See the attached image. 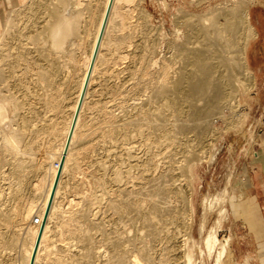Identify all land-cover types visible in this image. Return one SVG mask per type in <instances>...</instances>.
I'll list each match as a JSON object with an SVG mask.
<instances>
[{
    "label": "bare ground",
    "instance_id": "bare-ground-1",
    "mask_svg": "<svg viewBox=\"0 0 264 264\" xmlns=\"http://www.w3.org/2000/svg\"><path fill=\"white\" fill-rule=\"evenodd\" d=\"M40 1H37L39 2L38 8L44 6H41ZM53 1V3H48V8L44 7L48 10V13H36L39 10L37 11L36 7L33 8V6H37L34 5L33 1H30L33 6L28 2H23L18 8L8 13L2 25L4 30L1 29L3 34H0V58L2 61L4 56L12 58L11 63L7 66V71L0 67L1 84L6 82V88L8 78L13 76L16 79L14 84L18 85V89L21 88L24 94L15 95L9 91L12 94H1L0 96V149L4 152V156H0V162L5 160L6 154L14 158V161L11 162V168L9 167L10 172L6 174L4 170H0V178L2 180H14L19 185L24 183L28 171L23 166L25 164L22 163L24 160L22 158L23 161L20 160L18 154L23 158H30L32 162H34L35 156H38V159H36L38 160L36 164L38 173H35L38 178L33 183L32 199L21 210L14 212L16 219L7 240L4 239L3 235L8 231L6 228H9V225L11 226L9 220L11 217H6L3 219L4 222L2 220L3 223H0V251L5 248H12L16 242L18 243L21 233L24 241L19 257L22 258L24 264H45L52 256L53 260L51 261L56 264H79V260L68 256L72 245L69 244V240L65 241L67 238H76L78 223H81L79 218L74 217L76 214L72 216V207L77 204L78 197L91 205L99 202L100 198H104L105 206L116 216V226L114 230L108 232L103 227H99L100 238L98 242L103 243V245L95 244L96 241L92 243L93 236L91 238L88 232L89 227L86 226V233L78 236L79 241L87 243V254L83 251L85 255L90 254L89 251L92 248L97 251L96 248L101 247L99 250L102 252L101 255H108V260L102 264H162V262L163 264H172L171 261L162 259L160 253L162 248H159V250L155 248L157 244L152 241L159 240V244H162L161 241H164L162 239L176 237L182 231L181 227L186 225L189 215L190 218L193 216L194 208L189 196L186 195L185 182L177 180H179V176H181L184 169H191L193 164L191 161L193 162V160L203 156L206 150L205 146L208 147L207 145L210 144L211 135L207 131L209 117L211 114L214 115L213 112L216 109L221 110L219 106L222 107L221 103L226 100L227 96L229 97L227 93L229 94L234 88L244 92L246 88L254 86V76L247 65L246 48L248 40L255 37L256 31L250 21L248 11L243 8L245 0H234L231 5L228 3L229 7L223 5V8H227L222 10L221 7H219L220 10L216 8L221 13L215 11L214 7L213 10L211 9L213 12L211 10L210 13L207 12L210 14L209 17H212L209 18L210 23L208 22L209 14L207 15V13L203 14L206 17H203L201 13V15L189 14V12L179 14L174 23L176 38L181 39V41L176 43L173 41L174 39H171L168 40L169 44L166 42L172 56L174 55L179 59L177 71H175L177 74L175 76L171 73L174 68L171 63L172 60L168 55L169 59L163 54L160 71L156 72L157 78L160 76L161 83L156 88L153 87L155 86L153 85L154 77L147 78L150 71L146 67L157 62L153 53L156 52V47L160 45L158 39H161V37L159 36L157 39V33V40L149 38L148 41H144L145 38L141 35L144 38H142L144 43H142L143 46L141 45L143 54L140 60L146 63L143 66L142 64H136L141 67L137 69L142 72V75L138 76L139 73L137 74L134 71V75L131 76L136 75L138 77L137 81L135 79L137 84L126 88V91L132 92V90H135L136 93L137 90L147 91L145 89L150 88L151 95L148 94L153 100L158 95L157 101L159 102H154L158 104L159 109L164 110V116L166 118L173 117L169 123L167 122L170 127L167 125L166 119L163 120L162 118L163 123L155 125L152 123L153 126L148 123L147 116L151 115V112H148L147 108L143 109L141 105L145 101H141L142 103L139 105L133 104L134 108H131L141 113V116L137 113L139 118L135 117V120L130 121L129 117V121L128 119L124 121L122 117L126 115V111H129V109L126 111L123 109L125 106L123 107L122 103L126 99L121 98V95L124 97V93L121 91V94L120 90L113 91L109 89L108 84L100 83L99 80L100 77H103V80L107 82L112 78L114 76V71L111 70L112 64L118 63L128 55V44L123 43V39L118 41L120 37L124 36L119 34L120 37H117L114 28L116 29L117 25L122 28L129 25L128 23L133 16L134 7H132V4L134 0ZM82 1H85V3ZM50 3L53 5L50 6ZM214 11L219 13L220 15H217L220 17H213L216 16ZM137 15L139 16V14ZM203 19H208V21L206 20L208 24L205 23L206 21H202ZM131 28L133 29V27ZM140 32L145 33L146 36L151 34L149 29H141ZM164 33L166 34V32ZM123 34L125 33L123 32ZM41 41L46 46L43 49L41 46L44 53L41 50V53L37 51L42 57L39 60H43L42 63L41 61L39 63L32 59L27 51L29 50V43L34 44ZM11 48H13L12 51ZM20 65L23 67H20L19 70L17 67ZM232 65L241 67L244 71L243 75L249 73L250 80H253V82L251 81L252 84L248 81L249 84L247 85L248 82H244L245 79L237 76L239 73L237 74L234 71L236 68L234 66L233 69ZM230 66H232V69L228 70ZM127 67L131 68L130 66ZM222 67H225L226 70H223ZM31 72H34L37 76L34 80L36 79L35 82L41 86V92L29 89V83L24 80L25 74H31ZM62 72H64V76H62ZM143 74H147V77ZM130 79L134 78L130 77ZM102 89H105V93H109V95L104 94L101 97L99 92ZM236 90L234 89L233 92L235 93ZM118 93L121 94L120 97L117 96ZM237 93L238 91L235 95ZM18 96L21 97L22 104L28 105V114H20V125L17 126V129L12 130L13 125L11 126L12 129L8 126L7 129L5 125L7 123L4 124L2 121L4 116H7L5 113L6 105L9 103L10 110L14 113L19 107ZM228 97L227 100L230 99ZM32 98L35 100L34 103H32ZM199 99H203L205 103L203 102V105H201L197 102ZM22 104L23 108L25 105ZM157 104L154 103V105ZM10 106L8 105V107ZM148 106L146 104L145 107ZM116 108L123 111L124 114L122 112V115H119L120 118H118V120L123 119V121L114 124L113 112ZM185 113L190 116L189 123L180 119ZM159 121L157 120L154 123ZM126 124H132L134 128L129 129V125ZM149 124L153 127L154 131L151 129L153 132L149 131V128H151ZM189 128H192L194 133L192 138L189 139L191 143L183 149L180 161L174 160L175 153H172L171 149L168 150V153L161 152L163 145L166 147L182 145L183 141L176 139L178 138L176 133L187 129L188 134ZM114 130L115 134L113 135ZM133 133L139 138L133 139ZM88 134L94 135L95 142L91 141L92 145L89 143L90 146L84 147L83 144L87 143L85 141H87ZM135 142L144 146V156L137 155ZM154 147L157 150H153ZM95 148L103 150L100 158L92 157L93 159H89L90 156H87L95 151ZM157 155H160L159 159L154 158ZM86 158L89 160L85 161ZM182 161H185L187 165H185V162L183 164ZM134 168H136V171H134ZM100 171L111 184L110 187H103L102 197L97 195L95 189L99 185L100 179L103 180ZM150 171L154 172L155 175L149 173ZM66 175L72 181L71 183L74 185L72 187L76 188L77 192L81 194L77 198L72 196L73 193H67L68 189L65 191L66 187L62 185L63 178ZM229 175L231 174L229 173ZM11 182L13 183V181ZM44 184H46L45 188H42ZM62 186L64 187L63 193H61L63 191ZM40 191H42V194H40ZM226 192L227 190L223 189L220 195H214L210 203H218L226 199ZM39 194L41 200H43L41 202L35 200V198H39ZM35 201L36 203L37 201L42 203V206L38 205L40 207L38 211H35L34 208L36 206ZM11 209L13 210V208ZM34 212H36V216L41 217L40 224L32 222L35 216ZM219 213L222 217L224 209H220ZM120 216H126L125 220L128 221L129 227L125 226L126 223ZM27 220H30V222L26 224ZM200 226L202 227L201 224ZM20 230L21 232H19ZM148 239H150V242H145ZM219 241L218 227L209 230L204 238V248L207 253L212 252L211 250ZM60 244L65 247L63 249L59 248ZM57 246L58 248H56ZM218 251L219 259V257L221 258L220 255H224V252L227 251L225 244L221 243V249ZM184 252L186 253V251ZM154 253L155 255L159 254V256H154ZM114 256L116 258H113ZM88 258L89 255L87 260L91 259ZM188 258L183 260V264H192V260ZM15 261L17 262V260ZM0 264H6L2 258Z\"/></svg>",
    "mask_w": 264,
    "mask_h": 264
},
{
    "label": "rangeland",
    "instance_id": "rangeland-1",
    "mask_svg": "<svg viewBox=\"0 0 264 264\" xmlns=\"http://www.w3.org/2000/svg\"><path fill=\"white\" fill-rule=\"evenodd\" d=\"M30 1H33L34 5H37V6H33V3ZM35 1L34 0H20V1H17V0H0V34L1 33L3 34L4 28L2 25L4 24L8 13L13 9L18 8V6L21 5L23 2H25V3L28 2L31 6H33V8L36 7L37 11L39 10L36 13H48V10L45 9L44 7L48 8V5H49L48 3L54 2L53 0H41L40 1V3L42 4L41 6H43V5L44 6L41 8H38L39 2H37L38 0H35ZM44 2H46V3H44ZM82 2L85 3V1H82ZM233 2H234V0H201V1L200 0H134V2H133L134 5L132 4V7H134L133 12H132L133 18L131 17L130 22L128 23L129 25H125L123 28L118 27V25H117V27L115 26L116 29L114 28V33L117 35V37L118 36L120 37L121 34L124 36L122 38L120 37V39L118 41L123 39L124 41H122V42L128 44V46H127L128 55L126 58L119 61L118 63L112 64L113 67L111 68V70L114 71V76L112 78H110L109 80H107V82L103 80V77L99 78V80L101 81L100 83L104 82V83L109 85L108 86L109 89H111L113 91H115V90L119 91L120 90V93H121V91H122V93H124V95H125L124 97L121 95L122 93L117 94L118 97H120L119 95H121V98L126 99V101L122 103L123 107L125 106L123 108L124 111L129 109V111H126V113H125L126 115H127V113H129L127 115L128 117L126 115H124L125 118H124V116L122 117L124 119V121H126V119H128V121L130 119H131L130 121L135 120L134 119L135 117L139 118L137 116V113H139L138 115L141 116L140 112H137V110L131 109V108H134L133 104L139 105L143 101H145V102L147 101L146 103L143 102V104L145 103L144 104L145 106H146V104H147V106L148 105L149 106L145 107L143 104H141L143 106L142 108L143 109L147 108L146 110L148 112H151L150 113L151 115H149V113H148L149 116H147L148 117L147 118L148 123H150V124L153 123L155 125L157 123H161V122L163 123V120H165V119H166L165 120L166 123L167 122L169 123V121L173 118L171 116L166 118V116H164V110L159 109V106L157 104L159 102V101H157L158 95L156 96V99L154 98V100L150 98L151 97L150 96L151 92L149 91L150 88L145 89L148 92L143 91V90L142 91L137 90L138 93H137V91L135 93V90H132V92L126 91V88H130L131 85H133V84H134V86H136L135 84H137L135 82L138 80V77L136 75L134 77H132L134 75V71H136L137 74L139 73L138 76L142 75V72L137 69V68H139V69L141 68L140 66H137V65L142 64V66H143V64L145 65V63H146V62H143L140 60L141 55L143 54L142 53V50H143L142 43H144V41H146V40L148 41L149 38H155L156 39L157 33H158L157 39L159 38V36L161 37V39H158L160 42V45H158L159 43L157 44L159 47L157 46L156 52L153 53V55L155 56L154 58L157 60V62L155 64L152 63L153 65L151 64V66H149V67H146L147 70L150 71V73H148V77H147V74H143V76L146 75L147 78L154 77L153 85H155V86H153V87L156 88L161 83L159 80L160 76L157 78L156 72L160 71V65L162 64V61H163V58H162L163 54L167 58L169 56L170 60H172L171 63L173 64L174 68L172 69L173 72H171V73H173L175 76L177 74V72H175V71H177V65L179 63V59H178V57H175L174 55L172 56V54H171L172 52L170 51V49L167 46L170 43L168 40L174 39L173 41L176 43H179L181 41V39L176 38V29H175V23H174L175 22L174 20H176L178 15L179 14L182 15V12H185V13L189 12V14H194V15H201V14L203 15V14L209 12L211 9L213 10L214 7H215L214 8L215 11L217 9L220 10L219 7H221V10L225 9V8L229 7ZM52 3H50V6L53 5ZM220 3H221V5H220ZM217 5H219V6H217ZM223 5L224 6L227 5V7L223 8ZM251 5H254L255 7H263L264 8V0H245V5L243 6V8H245L249 13V10L251 9ZM50 6H49V8H50ZM43 8H44V10H43ZM40 9H42L45 12H43L42 10L40 12ZM212 10H211V12H213ZM219 10H217V12L221 13V11H219ZM215 11H214V13H216ZM209 13H207V15ZM137 14H139V16ZM217 14H219V13H216V16H213V17H217V18L220 17L219 16L220 14L219 15H217ZM140 16H141V18H140ZM209 16H210V14L208 15V19L212 18ZM203 17H206V15L205 16L203 15ZM208 19H206V20L208 21ZM206 20L203 19L202 21L205 22ZM137 21H138V23H137ZM207 21L205 22L206 24H208V22L210 23V19L208 22ZM146 22H148V23H146ZM131 24H132V26H130ZM143 24H146V25H143ZM134 25H135V27H134ZM131 27H133V29ZM160 27H161V29H163L165 31L162 30L163 31L162 32L161 29H159ZM2 28H3V30H1ZM129 29L130 30L132 29L131 31H133L134 33L131 32ZM141 29L151 30L150 36H146L145 33L144 34L141 33L140 32ZM118 30H120V32L116 33ZM122 31L125 34H123ZM164 32H166V34ZM31 34H34V33H31ZM135 34H137L136 37H135ZM141 35L144 36L145 39ZM142 38L144 39V41ZM0 39H1V36H0ZM250 40H248V43L250 42ZM259 43H260L259 37H256L255 40L251 43V45L249 47V54H250L251 50L253 48H255ZM139 44H140V46H139ZM41 46L43 49V47H45L46 45L42 44V41L39 43L36 42L34 44L29 43L28 44L29 50L27 51L28 54L31 56V58L36 60L39 63H40V61H41V63L43 62V60H39L40 58H42V57H40L41 51L44 53V50L41 49ZM247 47H248V45H247ZM140 48H141V50H139ZM12 50H13V48H11V51ZM37 51H39L40 53ZM38 53H39V55H38ZM262 55L264 56V51H262ZM246 57H247V48H246ZM11 60H12V58L7 57V56L3 57V61L0 58V61H1L0 67L4 68L5 71H7V69H8L7 66L9 63H11ZM127 66H130L131 68H129ZM232 66H233V69L235 66L236 70H234V71L237 74L239 73V75H237V76H239V77L241 76L240 77L241 79H245L244 82L250 81V84H252L251 81L253 82V80H250L251 77H250L249 73H246L247 75L246 74L243 75L244 71L242 70L241 67H238L236 65H232ZM232 66H230L228 68V70L230 68L232 69ZM20 67L22 68L23 66L20 65L19 67H17V69L19 68V70H20L21 69ZM225 67H222L223 70L225 69ZM146 68H145V70H146ZM134 69H136V70H134ZM226 69H227V67H226ZM138 71H140L141 73ZM18 73H20V72H18ZM62 73H63L62 76H64V72H62ZM158 75H159V73H158ZM36 77L37 76L35 75V73L31 72V74L30 73L25 74L24 80L29 83L28 84L29 89H31L32 91L35 90L36 92H41V89H40L41 86L35 82L36 79L34 80V78H36ZM130 77L134 78V79H130ZM123 79L125 82L123 81ZM135 79H136V81H135ZM8 80L9 81H8V85L6 86V88H5L6 82H5V84H4V82L1 84V81H0V88L3 87L2 89H0V91H2V92H0V96H1V94L10 95V94H12L11 92H13L15 95H18L20 93H21V95H22V93L24 94V91H22L21 88L18 89L19 86L18 85L16 86V84H14L16 81L15 77L11 76L8 78ZM158 81H159V83H158ZM248 84H249V82L247 83V85ZM29 85H31V86H29ZM124 86H125V88H124ZM250 87L246 88L244 92L236 90V88H234L236 90L235 93L238 91V93H237L238 96H236L237 94L235 95V93L233 92V90H234L233 89V90H231L232 92L230 91L229 94L227 93V95H229V97L228 96L227 97L230 98L228 100H227V97L225 95L226 98L225 97L224 98L226 100H224V98H223V100L225 102L223 101L222 102L223 104L221 103L223 109H222V107L219 106V108H221V110L216 109V111L213 112L214 115L211 114V116L209 117L207 131H209L210 132L209 135H211L210 140H209L210 144L207 145L208 147L205 146L206 150L203 153V156L201 158L199 157V158L193 160V162L191 161V163H193L191 165V169H188V170L184 169L182 172L183 174L181 173V176H179V180H177L179 182L180 181L185 182L186 195L189 196V199L193 204L194 211H193L192 218H190L191 216L189 215V219H188L186 225H183L181 227L182 231L180 230L181 232L176 237L162 239V240H164V241H161V242H163L162 244H159L160 243V242H158L159 240L152 241L154 244H157L155 248H158V250H159V248H162L160 253H161L162 259H164L165 261L166 260L171 261L172 264H181V263L183 264V260L188 258V256H189V258L192 260V264H264V241H263L264 240V222H263L264 221V208L263 209L261 208V206L264 205V202L262 201L264 198V195H260L256 192V190L261 185H264V179H261V177H260V173H262L261 171L263 170L262 164H261V159H262V157L264 158V151L262 150L263 147H261L264 143V133H262V131L264 132V123L262 122L264 120L263 119L264 118V71L262 73L260 72L257 74V80H254V86L251 88ZM7 89H10V90H7ZM9 91H11V92L9 93ZM105 92H106V90L102 89V91L99 92V95L101 97H103L104 94L109 95V93H105ZM138 94H140V95H138ZM135 96H136V98H135ZM146 96H147V99H146ZM24 98L26 99V97H24ZM94 98H96V97H94ZM132 98H134L137 102L134 99L132 100ZM202 100L203 99H201V100L199 99L197 102H199L201 105H203L204 100L203 101ZM230 100H231V102L233 101L232 103L235 105H233L231 102H229ZM32 101H31L32 103L35 102L34 98H32ZM128 101H130V102H128ZM154 101H156L157 103ZM17 102H19V104H18L19 107H17V109H16V111H14V113L10 110L11 109L10 104L8 103V105L10 107H8V105H6V111L5 110L4 111L7 114V116H4V118H3L4 120L2 119L4 124H5V122L7 123V124H5L6 127L7 126L11 127L13 125V129L11 127L12 130L17 129L18 128L17 126L20 125L19 124L20 123V120H19L20 114L21 113L26 114V115L28 114V105L26 106V104L21 103V97L20 96H18ZM20 103L22 105H25V106H23V108H22ZM124 103H125V105H124ZM154 103L157 105H154ZM225 103H226V106L224 105ZM230 103L233 105V107ZM129 105H131L132 107ZM24 107H25V109H24ZM7 109H9L10 111ZM130 109L132 110L131 112H130ZM152 110H154V111H152ZM122 112L123 111H120V109H117V108L114 110V112H113V119L115 120L114 124L121 123V121H123V119L118 120V118H120L119 115H122ZM157 112L159 113L158 115H157ZM10 114H13V115H10ZM15 114H18V115L16 116ZM123 114H124V112H123ZM132 114H133V116H132ZM159 115H160V117H158ZM129 117H130V119H129ZM157 117H158L157 120L158 121L160 120V121L154 123L155 121H157V120H155ZM180 119L184 120L188 123L190 122V116L186 115V113ZM181 120H179V121H181ZM149 121H151V122H149ZM8 122H9V124L11 123L10 126H9ZM16 122H18V123H16ZM168 123H167V125L170 127V125ZM153 124H152V126H153ZM126 125L128 126L129 124H126ZM152 126H151V128H149L150 129L149 131H151V132L154 131ZM8 127H7V129H8ZM133 128H134L133 125L130 124L129 129H133ZM186 130L187 129H185L183 131H178V133H176V136H178V138H176V139L183 141V144L186 141H188L184 144V147H183V144L179 145L180 147L179 146H167L166 147L163 145L161 147V152H167L168 153V150L171 149V152L175 153V155L173 156L174 160L180 161L182 159L181 155H182L183 149L189 143H191V141L189 139L192 138V135L194 133V130L192 128L188 129V131L190 130L189 131L190 134H189V132L187 134ZM156 133H158V131H156ZM114 134H115V130L113 131V135ZM91 135L92 134L87 135V137H86L87 141H85V143L86 142L87 143L83 144V146L85 145L84 147H88L87 145H89V143H90V145H92V142L93 143L95 142V139H93L94 135H92V137H91ZM134 136H135V134L133 133V139L139 138L137 136H135V137ZM89 137H91L92 139ZM136 143H138V142H135L137 155L138 156H144L143 155L144 146L140 145V143H138V144H136ZM155 149L157 150L156 147L153 148V150H155ZM0 151H1L0 156H4L3 155L4 152L1 149H0ZM35 151H36V149H35ZM102 152H103V150L101 148H95V151L91 152L87 157L90 156L89 159H93L96 157L100 158V155ZM244 155L247 158V161L249 163L248 171L251 174V175H248V178L246 180V186L250 190L251 189L255 190V193L250 192V194H248L247 196L243 194V177H237L235 174L236 171L243 170V157H244ZM159 156L160 155L154 156V158L159 159ZM18 157L20 160L23 159L25 161L24 162L22 160L23 161L22 163L23 164L25 163L24 165L23 164L22 165L24 166L25 170L28 171V173L26 172L27 175L25 177L26 179L24 180V183L19 185V184L15 183L14 180H10V181H9V179H7V180L3 179L2 180L0 178V203H1L0 207H2V208H0V223H3L4 222L3 219H5L6 217L12 218V219L9 218V220L11 222L10 223L11 226L9 225V228H6V230L8 229V231H6L4 233L5 235H3L4 239H6V240H7V237H9L10 229H11L12 225L14 227V223H15V219H16L14 212L21 210L25 205H27L29 203L30 199H32L33 193L31 190L34 187L33 183L38 178L37 176H35V173L36 174L38 173V171L36 170V166H37L36 164L38 161L36 159H38V156H35L34 162H32V160H30V158L29 159L28 158L26 159V157L23 158V156H21L19 154H18ZM87 159L88 158H86L85 161ZM12 161H14V158H12L10 155L6 154L5 160L3 162H0V170H4V173H6V174L9 173ZM183 162H185V161H182V163ZM32 163H33V165H32ZM54 164H55V161H54ZM175 164H177V163L175 162ZM31 165H32V167H31ZM185 165H187L186 162H185ZM134 171H136V168H134ZM254 171L255 172L257 171L256 176H252V175H254ZM100 173H101V171H100ZM149 173H152L155 175V173L152 171H150ZM229 173L231 175H229ZM227 176H228V178H227ZM101 178H103V180L100 179L99 185H97L95 187L96 193H98L97 195L100 197H102L103 187H110V185H111L105 179V176L103 175V173H101ZM69 180L70 179H68V176L66 175L63 178L62 185L63 186L65 185V187H66L65 191L68 189L66 191L67 193L68 192H69V194L73 193L74 195H72V196L77 198L81 194H79L77 192L78 190L76 188L72 187L74 185L71 183L72 181L70 180V182H69ZM11 181H13V183ZM153 182H155V181H153ZM45 185L46 184H44L42 186V188ZM63 186H62L63 191L61 190L62 191L61 193L64 192ZM75 189H76V191H75ZM223 189L227 190L226 197H225L226 199L221 200L218 203L213 202L211 204L210 202H212L213 196L214 195H220L221 191ZM41 190H43V189H41ZM70 190H71V192H70ZM18 191H20V192H18ZM14 193H16V194H14ZM40 194H42V191H40ZM40 194L38 195L39 198H35V200H38L41 202L43 200H41ZM75 194H77V195H75ZM61 196H63V194H61ZM78 198H77V204L74 207H72V216H74L76 214L74 217L79 218L81 220V223H78V229L76 231L77 235L75 234L76 238L72 237L71 238V239H73L72 241L70 238H67L65 240V241L69 240L68 241V242H70L69 244L72 245L71 251L69 252L68 256H71L72 258L79 260V264H85L87 261H88L87 264H102L104 261L106 262L108 260V255H106V256L101 255L102 252L99 251L101 249V247H98L99 249L96 248L97 251H95L94 248H92L93 251L90 250L89 251L90 254H88L89 258H91V259L88 258L89 260H87L88 255H85V253L83 252V251H85L86 254L88 252L87 251L88 250L87 243L85 241H79L78 236L85 234L86 233L85 227L88 226L89 227V231H88L89 235H91V238L93 236V238L91 239L92 243H94L96 241L95 244L103 245V243L98 242L99 238H100V228L99 227H103L105 229V231H107V232L110 230H114V227L116 226V223H115L116 222V216H114L108 210V208L105 206L106 202L104 201L105 200L104 198H100L99 202L92 204L93 206L91 204H88L81 197H78ZM78 200H79V202H78ZM38 201H37L38 204L35 201V204H36V206L34 207L35 211H38L40 209L39 206H42V203H39ZM11 208H13V210ZM92 208H93V210H92ZM220 209H224V214L222 215V217L219 213ZM2 211H4V212H2ZM95 211H97V212L95 213ZM84 212H86V213L84 214ZM7 213H8V215H7ZM35 213L36 212H34V215H36ZM4 214H5V216H4ZM86 215H87V217H86ZM127 215H128V213L126 214V216ZM219 215H220V219H219ZM126 216H120V218L125 221V223H126L125 226L129 227L128 221L126 222V220H125ZM2 220H3V222H2ZM29 222H30V220H27L26 224ZM200 224L202 225V227L200 226ZM243 224H246V225L244 226ZM99 225H101V226H99ZM104 225L106 226V228ZM80 226H81V228H80ZM82 227H84V228H82ZM215 227H218V236H219L220 241L211 250L212 252L207 253V251L204 248V238H205V235L209 232V230L210 231L214 230ZM82 229H83V231H82ZM19 232H21V230ZM23 238H24L23 235L20 233V240L22 242L19 240L18 243L17 242L15 243L18 245L14 244L12 246V248L2 249L3 253H2V251H0V252L3 254V257H2V254L0 253L1 254L0 259L2 258L6 264H7V262H8V264H16V263L19 264V262H21V264H24L22 258L19 257V254H21L20 251L22 249V243L24 241ZM226 238L229 239V240L227 239V241H226V243L228 242L227 244L224 243ZM72 242L74 244H71ZM145 242L149 243L150 239H148ZM221 243L225 244L227 251L224 252V255L222 254L223 256L220 255L221 258L219 257V259H220L219 260L217 252H219L218 250L221 249ZM60 245L61 246L58 245L59 248L63 249L65 247L62 244H60ZM58 246L56 248H58ZM184 251H186V253ZM107 252L109 253V251H107ZM82 254H84L83 257H82ZM199 255H201V256H199ZM84 256H86V257H84ZM154 256H159V254L155 255V253H154ZM113 258H116V257L114 256ZM19 259H20V261H19ZM81 259H82V261H81ZM85 259H86V261H85ZM15 260H17V262ZM51 260H53V256L46 263L47 264H56V263H54V261L52 262ZM83 260L85 261V263ZM80 261H81V263H80ZM14 262H16V263H14ZM162 264H163V262H162Z\"/></svg>",
    "mask_w": 264,
    "mask_h": 264
},
{
    "label": "crops",
    "instance_id": "crops-1",
    "mask_svg": "<svg viewBox=\"0 0 264 264\" xmlns=\"http://www.w3.org/2000/svg\"><path fill=\"white\" fill-rule=\"evenodd\" d=\"M249 18H250V21L255 28L256 35L248 43L247 64L249 66L248 68H250L249 70L251 71V73L254 76V80H257V74L260 72L262 73L264 71V56L262 55V51H264V8L263 7H255L254 5H251V9L249 10ZM256 37H259L260 43L255 48H253L249 54V47H250L251 43L255 40ZM262 122L264 123V120ZM262 133H264V132L262 131ZM261 147H263L262 150L264 151V143ZM261 164H262L263 170L261 171L262 173H260V177H261V179H264V158L263 157L261 159ZM248 166H249V163L247 161V158L244 155V157H243V170L236 171V173H235L237 177H243V194L246 196L248 194H250V192L255 193L254 189L250 190L246 186V180L248 178V175H251L250 172L248 171ZM256 172L254 171V175H252V176H256L257 175ZM256 192L260 195H264V185H261L256 190ZM262 201L264 202V198ZM261 208L263 209L264 205H262ZM243 225L245 226L246 224H243Z\"/></svg>",
    "mask_w": 264,
    "mask_h": 264
},
{
    "label": "built area",
    "instance_id": "built-area-1",
    "mask_svg": "<svg viewBox=\"0 0 264 264\" xmlns=\"http://www.w3.org/2000/svg\"><path fill=\"white\" fill-rule=\"evenodd\" d=\"M41 221H42L41 217L36 216V215L32 219V222L35 223V224H40Z\"/></svg>",
    "mask_w": 264,
    "mask_h": 264
}]
</instances>
